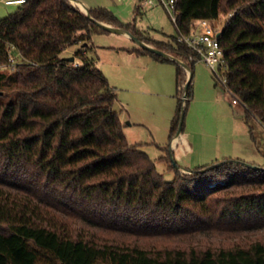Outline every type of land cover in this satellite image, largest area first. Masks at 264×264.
I'll list each match as a JSON object with an SVG mask.
<instances>
[{"label":"trees","instance_id":"16d2710c","mask_svg":"<svg viewBox=\"0 0 264 264\" xmlns=\"http://www.w3.org/2000/svg\"><path fill=\"white\" fill-rule=\"evenodd\" d=\"M177 8L183 33L195 19L234 11L220 35L227 86L247 122L264 127V0H177ZM89 11L27 0L0 18V67L14 65L0 73V264H264V166L224 158L185 172L168 156L176 170L167 180L129 142L116 88L89 42L108 31L100 20L187 63L192 78L171 140L198 55L177 34L151 39L106 7ZM80 42L76 64L63 51ZM129 50L174 62L185 92L183 65Z\"/></svg>","mask_w":264,"mask_h":264},{"label":"rangeland","instance_id":"374dc122","mask_svg":"<svg viewBox=\"0 0 264 264\" xmlns=\"http://www.w3.org/2000/svg\"><path fill=\"white\" fill-rule=\"evenodd\" d=\"M81 1L89 8H108L123 24L135 25L146 36L166 38L167 34H177L174 21L159 0L139 10L141 0ZM18 6L0 1V18L14 12ZM227 18L228 15L222 13L215 22L223 26ZM92 42L97 66L117 87L118 100L124 104L121 112L126 116L127 127L131 128L128 130L129 141L140 144L141 150L150 155L167 180L175 176L172 155L178 165L188 163L186 166L191 169L205 162H198L199 159L219 158L222 161L224 154L232 156L226 158L264 166V127L255 117L250 124L247 122L244 106L233 103V96L222 79L205 62L198 61L194 65L192 98L184 116L183 132L189 134L194 150L181 140L171 150V124L178 114L180 98L184 99V92L177 85L176 64L129 52V48L138 44L134 38L122 33L95 32ZM80 48L82 43H75L64 55L72 56ZM14 59L15 62L18 60ZM13 69L14 65L1 66L0 73H9ZM168 156H171L170 160H166Z\"/></svg>","mask_w":264,"mask_h":264},{"label":"built area","instance_id":"2783aa9c","mask_svg":"<svg viewBox=\"0 0 264 264\" xmlns=\"http://www.w3.org/2000/svg\"><path fill=\"white\" fill-rule=\"evenodd\" d=\"M6 4L21 5L27 0H0ZM160 3L169 12L174 23L177 21L179 9L177 8V0H159ZM155 0H141L140 7H145L149 4H154ZM234 11L228 13V17L233 15ZM222 26H218L215 20L209 18H198L193 21L192 29L190 33H183L177 31L179 41L184 42L191 48V50L198 55V61L205 62L213 70L215 75L222 79L225 87L227 86V78L225 70L227 68L224 59V50L220 43V35ZM78 64V59H75ZM189 73V69L185 67ZM231 93V91L229 90ZM232 94V93H231ZM233 103L241 104V102L233 96Z\"/></svg>","mask_w":264,"mask_h":264},{"label":"water","instance_id":"95a60500","mask_svg":"<svg viewBox=\"0 0 264 264\" xmlns=\"http://www.w3.org/2000/svg\"><path fill=\"white\" fill-rule=\"evenodd\" d=\"M73 2V4H77L79 8H81V10H83L86 14H88L90 17V11H89V7H87L81 0H71ZM96 22L103 28L107 29L108 31H113V32H118V33H127L130 37L134 38L135 41L137 42V44L141 47H144L146 48L147 50L149 51H152V52H155L161 56H163L164 58L166 59H169V60H174L178 63H180L181 65H183L184 67H187L189 69V74H188V80L186 82V85H185V92H184V99L186 100V91H187V88L189 86V83H190V80L192 78V71H191V68L187 65V63L183 60H181L180 58H177L175 57L174 55L170 54V53H167L166 51L158 48V47H155L141 39H139L136 35L132 34L130 31L122 28V27H119V26H115L113 24H110V23H107V22H104V21H100V20H96ZM70 60H74L75 59V56L72 55V56H69ZM184 116H185V113L184 111L182 112L181 114V119H180V123H179V128L177 130V133H176V137H178L181 132H182V127H183V122H184ZM172 159H173V162L175 164V166L179 169L180 166L177 164L176 160H175V157L172 155ZM223 162H225V160H222V161H218L215 163V165H219V164H222ZM246 164L248 166H254L256 168H260L262 166H259V165H256V164H253V163H250V162H246ZM212 165L208 166L207 168L211 167ZM182 170V169H181ZM185 172H192L191 170H188V169H185L183 170Z\"/></svg>","mask_w":264,"mask_h":264},{"label":"crops","instance_id":"0c3cea01","mask_svg":"<svg viewBox=\"0 0 264 264\" xmlns=\"http://www.w3.org/2000/svg\"><path fill=\"white\" fill-rule=\"evenodd\" d=\"M155 4V3H154ZM148 6V5H147ZM142 8H144V7H142ZM123 35H126V36H129L127 33H122ZM168 36L166 37V38H154V37H150V36H147V37H149V38H151V39H155V40H168V39H170V36L171 35H175V34H167ZM87 43H82V46H85ZM89 45H94L93 44V42H92V40H91V42H89ZM72 46V45H71ZM71 46H69V47H67L63 52H65V53H63V54H66L67 52H70V49H71ZM136 47H140L139 45H136V46H133V47H131V48H136ZM131 48H129V49H131ZM128 49V50H129ZM129 52H131L130 50H129ZM133 54H137L136 52H132ZM137 55H150L151 57H153L151 54H149V53H142V54H137ZM154 58V57H153ZM155 59V58H154ZM155 60H157V59H155ZM157 61H159V62H171V61H161V60H157ZM96 64H97V62H96ZM112 85V84H111ZM113 86V85H112ZM114 87L116 88V92H117V87L114 85ZM117 94H118V92H117ZM116 106H117V108L120 110V111H122L123 110V108H124V104L120 101V100H117V103H116ZM121 118H122V121L124 122V131H125V133H126V135H127V138L129 137V132H128V130H129V128H130V126H128L127 127V124L128 123H126L125 121H126V116H125V114H124V112H121ZM129 125H133V123L131 124H129ZM131 129V128H130ZM129 140V139H128ZM181 140V142L182 143H184L185 142V144H186V146L188 147V148H190L192 151L194 150V145H193V143H191L190 141H189V134H187V133H185V132H181V134L178 136V137H176V136H174L173 138H172V140H171V143H170V148H171V150H173V146L174 145H176V143L178 142V141H180ZM130 142V141H129ZM130 143H132V142H130ZM141 147V146H140ZM225 156L222 158V159H224V158H226V157H232V156H230L231 154H224ZM209 159H211V160H205V158H203V159H199L198 160V162H201V161H205V162H203L202 164H200V166H207V165H210L211 163H213V162H215V161H219V158H209ZM186 165H188V163H185V164H183V165H180V168L182 169V170H185L186 168H190V166H186ZM198 167V166H197Z\"/></svg>","mask_w":264,"mask_h":264}]
</instances>
